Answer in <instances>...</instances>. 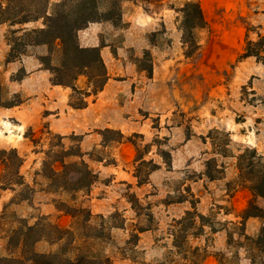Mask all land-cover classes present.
I'll list each match as a JSON object with an SVG mask.
<instances>
[{
	"label": "rangeland",
	"instance_id": "1",
	"mask_svg": "<svg viewBox=\"0 0 264 264\" xmlns=\"http://www.w3.org/2000/svg\"><path fill=\"white\" fill-rule=\"evenodd\" d=\"M187 1L192 0H104L103 9L114 2L121 6V20L102 26L90 24L79 32L82 45L91 28L99 27L101 43L112 45V55L103 60L114 86L112 94L125 107V118L131 120L119 118V111L114 110L113 127H122L124 133L115 128L98 131L97 144L84 153L83 159L99 172V180L90 189L76 192L59 188L68 177L53 174L50 165L59 156L50 154L49 158L47 153L52 149L61 151L62 144L76 150L82 137L69 135L61 140L49 133L44 120L50 114L48 110L35 125L29 124V119L2 114L9 111L5 107L21 102L20 95L11 94L4 84L3 63L9 59V40L22 37L11 34L19 26L3 24L0 181L10 185L20 181L21 176L29 187L1 193L0 257H17L15 230L34 226L42 217L46 219L44 224L69 229L77 218L67 212L76 214L83 208L92 212L90 223L97 230L103 223L100 216L105 219L110 238L96 240L93 246L110 257L112 263L107 264L185 263L173 245V225L194 206L205 216L202 224L206 226L199 238H190V244L207 251L203 264H241V245L248 255H254L256 264H264V254L249 247L242 237L243 227L226 218L232 211L230 198L239 189L251 191L264 166V65L254 57L240 58L248 39L256 41L264 36V0H197L207 25L192 30L197 47L190 49L184 44L182 9ZM24 27H42V20ZM24 49L44 59L43 67L54 80L46 68L60 66L59 54L55 55V50L50 53L47 46ZM187 50L191 56H187ZM24 74L19 69L7 75L17 80ZM94 79L96 88L102 79ZM87 81L85 75L79 77V91L87 92ZM64 89L69 92V102L82 103L80 92ZM92 99L94 96L86 98ZM113 131L123 134L124 145L115 142L120 136ZM12 149L23 158L22 164ZM45 161L49 165H44ZM72 161L80 159H68ZM135 173L148 183L139 186ZM127 175L135 184L121 180ZM113 179L117 181L111 183ZM107 184L110 188L105 187ZM255 199L249 201L242 215L256 212ZM98 200L105 205L103 201L98 204ZM86 226L80 221L76 229L85 234L95 232ZM139 229L145 231L139 233ZM218 231L222 235H215ZM42 233L50 241L31 242V248L39 253H55L59 249L55 232L50 234L46 229ZM135 233L139 234L136 248L127 245L135 241ZM221 243L224 246L219 250Z\"/></svg>",
	"mask_w": 264,
	"mask_h": 264
},
{
	"label": "trees",
	"instance_id": "2",
	"mask_svg": "<svg viewBox=\"0 0 264 264\" xmlns=\"http://www.w3.org/2000/svg\"><path fill=\"white\" fill-rule=\"evenodd\" d=\"M104 0H57L52 3L51 0H0V24H8L11 28L19 26L18 29H12L11 34L17 36L21 34L22 37H15L11 41V51L8 61H17L21 57L27 55V51L23 48H32L39 46H47L49 52L55 50L60 56V66L53 68L47 67L54 75V80L51 79L53 85H61L70 87L73 92H80L83 95V101L76 104L70 101L69 105L75 109H82L87 107L88 101L86 98L97 96L103 90L109 74L107 67L101 55L99 47H82L79 42V32L89 27L93 23L103 22H117L121 20L122 10L121 6L114 2L110 8L103 9L101 3ZM133 1V0H128ZM184 14V27L187 31L184 34V44L190 48L197 47V43L193 40V29L204 28L207 23L202 12L200 3L197 0L187 1L182 9ZM42 20V27L29 29L24 27L28 23L38 22ZM189 38V39H188ZM187 56H191V51L187 50ZM254 57L258 62L264 65V36H259L256 41L247 40L240 56L241 59ZM44 65V59L39 58ZM95 72L91 76L90 72ZM85 75L88 77L87 92L83 93L78 90L77 82L80 76ZM53 78V77H52ZM99 78L102 79L100 85L96 88L95 81ZM19 80V79H17ZM11 107V106H10ZM31 131V128H29ZM110 131V130H107ZM48 132L51 131L48 129ZM117 132V131H113ZM120 136L115 140L117 143L124 141V136L121 132H117ZM53 134V133H52ZM56 137L63 139L60 135ZM26 138L28 136L25 135ZM34 144L35 140H31ZM6 153V152H5ZM11 153L17 159L19 164H22L23 158L19 156L15 149ZM58 155L59 159L55 160L52 164L51 170L55 176L68 177V181L60 185V189L64 191H80L90 189L99 180L98 173L90 167V165L83 159L84 153L81 151L80 146L76 150H68L62 144V150L47 153ZM52 156V155H51ZM70 158H78L80 161L68 162ZM102 162V160H99ZM44 165H49L44 162ZM55 164V165H54ZM137 172L139 169H136ZM212 178L211 173L207 175ZM138 179V185L142 186L148 181L141 180L140 175L135 173ZM20 181L7 185L0 181V198L3 191L11 190L16 191V187L27 186L29 187L23 177L19 176ZM1 180V176H0ZM255 182L251 185L250 189L255 197L264 198V166L263 170L259 171L255 177ZM252 182V181H250ZM252 206V205H251ZM256 212L249 213L259 217L264 216V211L254 207ZM70 214L73 218H77L73 226L69 229H64L58 224L48 222L44 224L45 218L42 217L41 222L36 223L34 226L25 225L24 228L14 231L13 241L14 249L17 257L2 258L0 257V264H107L112 263L109 256L103 252H99L94 248L95 241L106 240L110 238L107 227L105 226V219L100 216L103 223L100 225L99 230L97 227L91 225V220L94 218L89 209L80 208L76 210V214ZM205 216L198 213L193 206V210L185 212V216L179 220H175L174 231L172 236L174 238V248L178 255H182L185 263L181 264H203L208 257L207 251L200 246H193L190 244V238H199L204 231L205 224L202 220ZM43 220V223H42ZM79 221V222H78ZM80 221L85 223L86 228L96 229L92 233H80L77 231V225ZM118 227V226H113ZM211 227V226H210ZM48 229L50 234L55 232V245H59V249L55 253H39L31 248L32 244L39 241L47 240L48 237L42 231ZM191 230V233L189 231ZM145 230L139 229L138 232L142 233ZM135 241H128L127 245L134 246L135 248L139 242V234L135 233L132 236ZM245 240L249 247L256 249L259 253L264 254V227L258 237L245 236ZM32 240V241H31ZM133 250V249H130ZM250 253V252H249ZM250 259L255 263V257L252 253L249 254ZM135 263V262H134ZM168 261L159 263L166 264ZM145 264V262H144ZM222 264V263H219Z\"/></svg>",
	"mask_w": 264,
	"mask_h": 264
},
{
	"label": "crops",
	"instance_id": "3",
	"mask_svg": "<svg viewBox=\"0 0 264 264\" xmlns=\"http://www.w3.org/2000/svg\"><path fill=\"white\" fill-rule=\"evenodd\" d=\"M103 23L93 24L102 26ZM2 26L3 24H0L1 30ZM100 30L99 27L91 28L85 37V43L81 46L99 47L101 49L102 58L108 59L112 55V45L109 43H101L99 37ZM32 48L35 49L38 48V46ZM3 66L5 67L4 84L9 88L11 94L20 95L21 102L12 107H5V109L9 111H3L2 114L4 116H16L21 120L26 118L30 120L29 124L35 125L41 120V117H43L42 115L44 111L48 110L50 114L44 118V120H46L48 129L51 133L60 135L63 138L69 135H79L82 137L79 146L83 153L90 151L95 147L97 143L94 142L97 141L96 136L100 129L115 128L124 133L122 127H113L112 123L116 114L114 113L115 111H119V118L128 121L131 120L130 117L125 118L127 117L124 116L125 107L120 105L119 100L117 101L115 98L116 95L112 94L114 86L110 83L112 79L110 78L109 72V79L103 90L100 91L97 96H94L92 101H88L87 107L75 109L69 105V92L64 89L70 87L53 85L50 76L44 69L39 57L34 54H27L17 61H6L3 63ZM19 69L25 71V74L21 79L15 80L7 75L15 73ZM45 91L47 92L48 97H45ZM48 98L50 99L48 100ZM121 180L129 184H135L128 175L125 178L122 177ZM116 181V179H113L111 183H115ZM105 187L110 188V185L107 184ZM87 197L91 199V202H94L91 195H87ZM253 198L255 199L253 193L249 189H239L229 201L232 211L226 214V218L228 217L231 224H237L243 227V238L245 236L258 237L261 229L264 227V217L255 215L245 217L241 214V212L243 213L247 210L248 203ZM102 201L103 200H98V204H102ZM255 201L257 208L264 211V198L257 197ZM103 204L105 205L104 201ZM215 235L220 236L222 235V232L218 231ZM227 236L228 235L226 234V237ZM220 246L219 250H221L224 245L221 243ZM239 247L243 250L242 252L240 251V254H242L241 264H252L253 261L250 259L245 246L241 245Z\"/></svg>",
	"mask_w": 264,
	"mask_h": 264
}]
</instances>
